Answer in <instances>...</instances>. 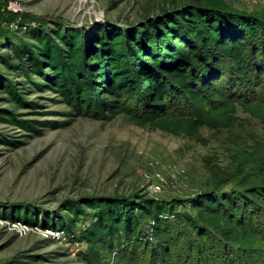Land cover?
<instances>
[{
	"label": "trees",
	"instance_id": "obj_1",
	"mask_svg": "<svg viewBox=\"0 0 264 264\" xmlns=\"http://www.w3.org/2000/svg\"><path fill=\"white\" fill-rule=\"evenodd\" d=\"M16 17L0 13V45L9 41L4 48H12L22 76L35 88L56 90L71 119L97 117L99 108L106 119L124 114L140 126L194 136L201 127L234 126L240 107L264 128V97L257 95L264 88V14L227 0H190L140 28L101 23L91 33L57 26L50 35L36 27L27 33L29 40L17 31L18 37L10 34L8 23ZM7 55L0 51L3 62L16 67ZM7 82L5 93L18 101ZM0 121L26 130L38 122L6 109ZM236 170L234 189L196 199L194 213L173 212L172 221L185 232L182 244L172 240L174 227L165 218L171 207L162 203L130 196L89 203L92 219L78 236L87 246L86 262L108 264L104 251L114 264H264V175L256 174V182L244 164ZM68 209L77 216L80 207ZM59 226L69 234L62 222Z\"/></svg>",
	"mask_w": 264,
	"mask_h": 264
},
{
	"label": "rangeland",
	"instance_id": "obj_2",
	"mask_svg": "<svg viewBox=\"0 0 264 264\" xmlns=\"http://www.w3.org/2000/svg\"><path fill=\"white\" fill-rule=\"evenodd\" d=\"M9 1L0 0L2 15L9 12ZM16 1L21 10L15 20L8 26L1 21L13 37L20 34L29 40L27 33L36 27L50 35L57 26L91 33L101 23L122 29L132 23L140 28L148 18L190 0ZM227 2L264 14V0ZM7 42L0 51L16 67H8L0 57V110L38 121L34 124L39 130L0 121V264H89L87 246L78 236L92 219L87 205L106 196L149 199L171 207L165 218L174 227L172 240L182 244L185 232L172 221L173 212L194 213L196 199L234 189L239 184L235 175L239 164L253 181L257 182L256 174L264 175V128L240 107L234 126L201 127L194 136L140 126L124 114L106 119L99 108L97 117L71 119L56 90L35 88L22 76L12 48H4ZM7 80L14 85L18 101L5 93ZM262 89L257 95L264 97ZM92 95L97 99V94ZM26 102L35 103V108ZM70 205L80 207L77 216H71ZM101 254L108 264L116 261L112 254Z\"/></svg>",
	"mask_w": 264,
	"mask_h": 264
},
{
	"label": "built area",
	"instance_id": "obj_3",
	"mask_svg": "<svg viewBox=\"0 0 264 264\" xmlns=\"http://www.w3.org/2000/svg\"><path fill=\"white\" fill-rule=\"evenodd\" d=\"M6 10L12 13H17L21 10V5L16 1L12 0L9 1L8 5L6 6ZM1 12L4 11V8L0 9ZM14 23H12L10 26H13Z\"/></svg>",
	"mask_w": 264,
	"mask_h": 264
}]
</instances>
